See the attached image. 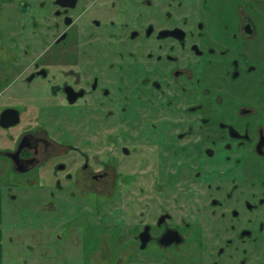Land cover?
Wrapping results in <instances>:
<instances>
[{
  "label": "flooded vegetation",
  "instance_id": "af4514ba",
  "mask_svg": "<svg viewBox=\"0 0 264 264\" xmlns=\"http://www.w3.org/2000/svg\"><path fill=\"white\" fill-rule=\"evenodd\" d=\"M0 181L22 264H264V0H0Z\"/></svg>",
  "mask_w": 264,
  "mask_h": 264
},
{
  "label": "rangeland",
  "instance_id": "374dc122",
  "mask_svg": "<svg viewBox=\"0 0 264 264\" xmlns=\"http://www.w3.org/2000/svg\"><path fill=\"white\" fill-rule=\"evenodd\" d=\"M24 185L25 186L20 189L23 193L20 200L14 203L9 201L8 198L6 200L0 229L4 234V241L2 242L4 251L1 264H22L23 256L16 254H24L28 249L27 246L24 247L25 244H34L36 242L38 244V241L42 239V243L51 244L50 240L45 239L46 236L43 232L39 233L40 230L38 231L40 227L42 230L47 229V223H44V220L42 222L40 218V215H42L44 210L42 211L39 205H36L37 198H35V189L27 184ZM0 186H6L4 181H0ZM5 194L8 195L7 189L5 190ZM106 205L108 207L110 205L113 206L114 199H107ZM54 216H56V214H54ZM56 218L66 220L60 224H51V227L54 228L53 234L55 235V238L58 235L61 239H68V243L63 247L65 255L57 258L58 264H95L88 259V256H86L88 252L92 254L93 249L90 251V247L95 246L90 244L91 241L88 239L86 242L81 240L84 237V234L80 232L81 224H76V228L72 232L67 233V229L72 226L70 224L74 220L70 218V215H68L67 212L57 215ZM43 250H46V248L43 247ZM115 253V246H106V252L104 254L109 257L106 264H113ZM32 254L29 255L30 259L36 257ZM111 259L112 261H110Z\"/></svg>",
  "mask_w": 264,
  "mask_h": 264
}]
</instances>
